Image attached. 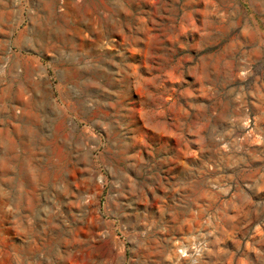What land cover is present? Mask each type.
<instances>
[{"label": "rangeland", "instance_id": "rangeland-1", "mask_svg": "<svg viewBox=\"0 0 264 264\" xmlns=\"http://www.w3.org/2000/svg\"><path fill=\"white\" fill-rule=\"evenodd\" d=\"M0 264H264V0H0Z\"/></svg>", "mask_w": 264, "mask_h": 264}, {"label": "bare ground", "instance_id": "bare-ground-1", "mask_svg": "<svg viewBox=\"0 0 264 264\" xmlns=\"http://www.w3.org/2000/svg\"><path fill=\"white\" fill-rule=\"evenodd\" d=\"M27 111V110H26ZM23 112H24V110H23ZM23 112H21V113H23ZM18 113V112H17ZM25 115V114H24ZM14 116H15V114H14ZM20 116V115H19ZM23 117V116H22ZM17 119V118H16ZM21 120H23V118L21 119ZM25 121V120H24ZM24 124V123H23ZM38 124V123H37ZM28 126V125H27ZM36 126V125H35ZM22 128H23V126H21ZM29 127V126H28ZM33 127V126H32ZM32 127H30V128H32ZM37 128V127H36ZM29 129V128H28ZM17 130V129H16ZM31 130H33V129H31ZM24 131V130H23ZM34 132V131H33ZM37 135V134H36ZM35 135V136H36ZM23 136V135H22ZM34 136V135H33ZM33 136H31V137H33ZM33 143H34V141H33ZM17 153V152H16ZM7 154V153H6ZM23 154V153H22ZM21 155V154H20ZM7 156H9V155H7ZM20 157V156H19ZM23 157H25V155L23 156ZM17 159H19V158H17ZM25 159V158H24ZM8 160V159H7ZM12 160V159H11ZM26 160V159H25ZM3 161V160H2ZM22 161V160H21ZM5 163V162H4ZM17 163V162H16ZM6 164V163H5ZM19 164V163H18ZM26 166V165H25ZM22 167H23V165H22ZM32 168V167H31ZM31 168H30V170H31ZM14 170V169H13ZM20 170H22V169H20ZM25 171V170H24ZM32 171V170H31ZM18 173V172H17ZM27 173V172H26ZM23 175H25V173H22ZM19 175V174H18ZM22 175V176H23ZM33 176V175H32ZM20 178H21V176H19ZM33 178V177H32ZM18 181V180H17ZM23 182V181H22ZM24 190V189H23ZM22 196H25V195H22ZM6 197V196H5ZM9 197V196H8ZM19 197V196H18ZM17 197V198H18ZM5 202L7 201V200H4ZM9 201V200H8ZM7 201V202H8ZM20 201H21V199L19 198L18 200H17V202H16V204H19L20 205ZM22 202V201H21ZM11 203V202H10ZM23 203V202H22ZM21 203V204H22ZM15 205V204H14ZM18 205V207L20 208L21 206H19ZM14 207V206H13ZM22 208H23V206H22ZM15 209V208H14ZM19 210H22V209H19ZM24 210H26V209H24ZM16 211H18V209L16 210ZM14 212V211H13ZM19 213H21V212H19ZM16 214V213H15ZM18 215V214H17ZM21 216V215H20ZM18 217L17 219H19V218H23V217ZM22 216H24V215H22ZM15 218H16V216H15ZM22 220V219H21Z\"/></svg>", "mask_w": 264, "mask_h": 264}]
</instances>
